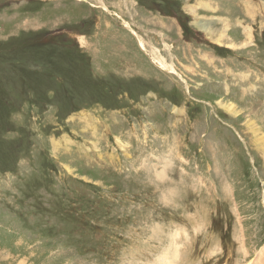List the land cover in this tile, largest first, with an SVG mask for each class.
Wrapping results in <instances>:
<instances>
[{
  "label": "rangeland",
  "instance_id": "374dc122",
  "mask_svg": "<svg viewBox=\"0 0 264 264\" xmlns=\"http://www.w3.org/2000/svg\"><path fill=\"white\" fill-rule=\"evenodd\" d=\"M263 252L264 0H0V264Z\"/></svg>",
  "mask_w": 264,
  "mask_h": 264
},
{
  "label": "bare ground",
  "instance_id": "6f19581e",
  "mask_svg": "<svg viewBox=\"0 0 264 264\" xmlns=\"http://www.w3.org/2000/svg\"><path fill=\"white\" fill-rule=\"evenodd\" d=\"M103 9V8H102ZM106 10L108 11V9H107V7H106ZM122 20H123V23L126 25V27L128 26V28L129 29H131L132 30V32L135 34V35H138V38H139V41H140V45L141 46H143V48H145L146 47V42H145V39L142 37V35L139 33V32H137V30L131 25V23L128 21V20H126V19H123L122 18ZM133 27V28H132ZM82 38V37H81ZM83 39V38H82ZM152 52H153V50H152ZM152 59L164 70H169V71H174L175 69H174V67L170 64V63H168V62H166V60L163 58V56H159V55H152ZM166 178V177H165ZM244 243V242H243ZM246 243V242H245ZM246 245V244H245ZM176 247V246H175ZM178 248V247H177ZM172 256H174V257H176V256H178V249H175V251H174V253H173V255ZM263 256H264V252H263V254L261 255V258L260 259H262L263 258ZM170 259L171 257H167V259ZM260 262V261H259ZM258 263V262H257ZM262 263V262H261ZM264 264V263H263Z\"/></svg>",
  "mask_w": 264,
  "mask_h": 264
},
{
  "label": "crops",
  "instance_id": "0c3cea01",
  "mask_svg": "<svg viewBox=\"0 0 264 264\" xmlns=\"http://www.w3.org/2000/svg\"><path fill=\"white\" fill-rule=\"evenodd\" d=\"M133 28V27H132ZM137 38H138V35H136ZM138 44L140 45V41H139V38H138ZM141 48H143V46L140 45Z\"/></svg>",
  "mask_w": 264,
  "mask_h": 264
},
{
  "label": "trees",
  "instance_id": "16d2710c",
  "mask_svg": "<svg viewBox=\"0 0 264 264\" xmlns=\"http://www.w3.org/2000/svg\"><path fill=\"white\" fill-rule=\"evenodd\" d=\"M176 5H177V3H176Z\"/></svg>",
  "mask_w": 264,
  "mask_h": 264
}]
</instances>
